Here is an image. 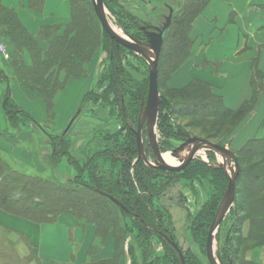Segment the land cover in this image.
<instances>
[{"label": "trees", "instance_id": "16d2710c", "mask_svg": "<svg viewBox=\"0 0 264 264\" xmlns=\"http://www.w3.org/2000/svg\"><path fill=\"white\" fill-rule=\"evenodd\" d=\"M44 1L31 0L32 7L42 9ZM208 1H185L172 18V23L164 34V44L159 59V89L161 90L162 81L165 80V90L168 93V96L162 98L167 111L161 114L159 121V129L164 134L170 131L165 121L169 114L203 116L205 113L216 117L221 122L232 117L237 120L238 126L246 112L251 111L255 104L254 99L242 109L233 110L226 106L221 95L213 91L211 84L199 79L192 80L187 86L180 89H172L167 85L171 75L181 67L191 53L193 22ZM114 2L119 6L118 0ZM71 4L72 19L69 24L64 27L60 25L46 26L40 30L39 39L48 44L47 48H43L38 39L22 25L15 10L4 6L0 0V36L10 38L13 48L11 61L7 66L9 74L4 80L11 78L29 92L37 94L45 102L48 114L52 113L55 95L65 87L67 81L86 75L87 63L100 48L103 37L108 35L103 29L102 34L92 0H71ZM119 7L136 22L135 16L125 11L122 6ZM110 48L113 50V55L109 75L108 78L105 74L102 76L104 80L109 79V85L106 93L101 95L100 99L108 105L115 101L122 111L130 112V116L133 117L139 114L142 104L147 100L149 76L145 82L139 81L129 73L124 65L123 56L127 51L141 58L139 55L116 41ZM26 50L31 56L29 64L24 58ZM91 95V92L85 94L82 97V102L94 100ZM3 104L10 128L17 129L21 126L29 128L35 124L41 130L42 126L12 99L9 89L3 96ZM183 104L188 107L183 108ZM195 108H198L199 111ZM114 110L112 109L111 112ZM200 111L205 112L201 113ZM125 125V127H129L126 121ZM215 125L220 128L218 124ZM234 128L235 125L229 130V133ZM131 130L136 135L135 129L131 128ZM50 139L53 151L51 162L57 165L64 156H69L67 148L70 143H64L63 140L56 143L52 136ZM82 152L89 180L85 183L77 181L75 184H70L55 180L52 176L17 170L13 168L9 159L0 149V208L36 222H53L58 220L62 214H70L81 221H86V223H95L99 233L96 241L100 242L101 239L105 241L106 238L113 235L119 252H116L114 258H101L98 249H94V244L97 247L99 244L96 242L93 244L94 246H91L88 254L89 259L84 264H119L121 256L124 255V243L128 234V230L120 223V214L131 216L146 240L150 234L160 233L158 231L159 223H161L164 213L155 208L154 201L165 191L167 185L159 179L171 178L173 180L175 171L151 167L142 159L135 162L139 154L137 138H131L129 143L122 145L113 143L92 147L88 143ZM237 155L240 159L244 156L246 158L259 157L249 169L241 168L237 186L241 187L239 194L243 196L244 210L254 216L252 222L256 228L260 229V233L254 236L253 241L264 243V136L250 139L237 151ZM68 158L71 159L70 156ZM183 176L189 180L205 178L212 186L211 197L201 209V219L198 220V226L193 230L196 236H204L216 214L215 210L219 206L227 185V177L222 170L200 161L191 162ZM79 191L88 193L91 198L85 200L78 195ZM71 194L75 198H68L67 195ZM107 194L117 198L127 210L113 202ZM2 233L0 230V235ZM0 240V264H6L7 260L12 262L19 260L20 262L23 257L16 256L14 243L10 237L5 234L4 237L0 236ZM143 240L140 239L138 242L145 250L141 243ZM146 240L144 241L146 242ZM229 242H231L230 238ZM101 243L104 244L103 241ZM168 243L172 250L176 249L170 241ZM236 243H239L238 238H236ZM229 244L231 245V243ZM248 244L243 243L244 246ZM30 249V258L37 259L38 264H75L74 262H46L35 253L33 248L30 247ZM230 250L232 249L230 248ZM157 263L181 264L178 256L174 253L159 258ZM233 264H237L236 260L233 261ZM244 264L254 263L247 260Z\"/></svg>", "mask_w": 264, "mask_h": 264}, {"label": "rangeland", "instance_id": "374dc122", "mask_svg": "<svg viewBox=\"0 0 264 264\" xmlns=\"http://www.w3.org/2000/svg\"><path fill=\"white\" fill-rule=\"evenodd\" d=\"M114 1L115 0H104L106 13L112 24L120 29L122 34L143 41H146L145 30L142 28L143 26H147L150 30H153V28L149 26L162 27L166 22L167 16L170 15L171 9H173L174 17L178 9L182 7L180 0H118L119 6H122L125 11H128L135 16L136 22H134L129 15L124 13L121 7L116 5ZM98 23L102 30L100 21ZM114 42L115 40L109 35L103 37L100 48L87 63V72L84 76V80H82L78 86H72L70 91L61 95L60 98L58 97L55 113L57 115V122L61 123L63 121L64 124L61 125L56 122V125H45V128L41 130L39 129L38 134L33 132L28 133L26 137L23 138L24 140H33L37 143L38 153H41L43 156L39 166L36 167L31 164L26 165L24 163H14L9 159L13 168L20 171L38 173L43 176H52L55 180L69 182L70 184H75L77 181L85 183L89 178L85 171L86 164L82 151L88 143L91 144L92 147H100L105 146L106 144L111 145L113 143L122 145L129 143L131 138L136 139V135L131 128L137 129L141 109L139 114L131 117L130 112H127V114L125 111H122L115 101H113L111 105H108L100 99V96H103V94L106 93L107 86L109 85V79L104 80L102 76L105 74L108 78L109 69L112 64L111 58L113 55V50L110 47H113ZM1 43L5 46L6 52L0 51V53H2L7 59V63H9L11 61L13 49L12 47L9 48L5 41H0V44ZM137 55L141 58L132 55L127 51L123 56L124 65L129 73H131L136 79L145 82L146 78L149 76L148 62L144 56L140 54ZM7 74H9V70L0 67V81H4ZM160 91L159 121L161 114H164L163 112L167 111L162 102V98L168 96V93L165 90V80L162 81ZM90 92L92 93L91 97H93L94 100L83 103L82 97ZM235 100L236 99H233L232 101L233 106L236 103ZM182 106L183 108L188 107L184 104ZM112 109H115L114 112H111ZM195 109L198 110V108ZM257 111L256 117L251 118L247 129L242 130L243 132L240 137L241 141H239V143H231V139L238 127L236 123L237 120L232 117L225 122H221L216 117L206 115L205 113L203 116H195L193 114H169L168 118L165 120L170 130L167 134L160 131L158 121L157 134L161 152L164 155L169 153L171 157L174 158V162L178 163L179 159L173 154V150L183 144V142L189 137L198 136L208 138L214 143L224 145L237 154V151L242 148V145H245L250 140L246 141L248 138L257 136L254 132L261 124L264 110L260 107ZM119 112L123 114V116H121ZM200 112L202 113L205 111ZM58 114L60 115L59 117ZM53 117L52 112L49 114L48 118L52 119ZM125 121L131 128L125 127ZM215 124H218L221 129ZM234 125L235 128L229 133V130ZM1 133L0 139L5 141H8V139H20L14 136L15 134L13 131L10 133V131L7 130V132ZM50 136L55 138L54 140L56 143H60V140H63L64 143H70L67 151L69 150L68 153L71 159L66 155L57 165L51 162V154L53 151ZM142 136L145 140L146 155L149 160L153 161L154 152L149 141L147 130L143 131ZM235 146L239 147V149H236ZM202 150L203 151L200 150L195 154L191 162L200 161L209 165H211V163L219 165L221 158L218 157L214 151L208 148H202ZM181 153L183 154L185 152L183 151ZM137 159L135 162L139 161ZM238 159L241 168L247 170L252 167L253 163L257 161L259 157L246 158L244 156L241 157V159L238 157ZM191 162L189 164H191ZM189 164L182 168H178V170H173L175 171V173H173V180L171 178L159 179V181H164L165 185H167L165 191L154 201L155 208L164 213L161 223H159L160 229H158L161 233L154 232L150 234L146 240L135 225V220L129 215L126 216L120 214V223L128 230V234L124 243V255L121 256L119 264H158L157 261L159 258L166 255L170 256L172 253L178 256L181 264H210L206 255V242L209 228L204 236L199 235V237L194 234L193 230L198 226L197 222L201 219V209L204 204L208 202L213 189L209 181L205 178L201 177L196 180L184 178L183 175H185L186 168ZM245 179L248 180L247 178ZM156 181L158 182V180ZM228 182L229 180L227 178V185L223 192V196L227 189ZM240 189L241 187L237 186L235 200L226 212L215 235L214 253L217 259L223 262V264H229L231 260H236L237 264L246 263L248 248L253 247L255 244L253 238L260 233V229L256 228L252 222L254 216L249 215L246 210H244L243 196L239 194ZM78 195L85 200L91 198L89 194L84 193V191H79ZM67 196L70 199L75 198L73 194ZM223 196L221 197L220 202ZM215 211H217V208ZM74 217L78 219L76 216ZM81 222L86 223V221ZM86 224L93 225L96 229V237L97 234L99 237L98 226L92 222ZM162 233L167 234V236L171 237L177 243L182 251V257L177 249H171V245ZM4 235L5 234L2 233L0 236L4 237ZM110 238L114 239L113 235L106 238L105 241L100 238V242L99 240L96 241L95 238L92 245L96 242H99V244L98 247L94 244V249L97 248L98 253H100L102 245L105 246V243L108 241L107 239ZM229 238L231 242H229ZM236 238H238L239 243H236ZM140 239L146 240V242L144 240L141 242L144 245L145 250L138 242ZM102 241L104 244L101 243ZM115 241L116 240L114 239L113 244L115 249L112 258H114L116 252H119L118 244ZM229 243H231V245ZM243 243H249L247 245L248 247L244 246ZM91 246L90 248H92ZM24 247L26 246L22 247V251L19 248H16V244H14V252L16 253V256H22L23 258L22 260L20 259V262L19 260H13V262L7 260L6 264H38L37 259L30 258L31 249ZM230 248L232 250L229 251Z\"/></svg>", "mask_w": 264, "mask_h": 264}, {"label": "crops", "instance_id": "0c3cea01", "mask_svg": "<svg viewBox=\"0 0 264 264\" xmlns=\"http://www.w3.org/2000/svg\"><path fill=\"white\" fill-rule=\"evenodd\" d=\"M185 1L187 0H180V4ZM1 2L15 10L22 25L38 39L43 48H47L48 44L39 39L40 30L52 25L64 27L72 19L71 0H45L42 9L33 8L31 0ZM191 37V53L171 75L167 85L172 89H180L194 79L205 81L212 85L213 91L221 95L226 106L233 110H240L255 99L253 109L246 112L231 139V143H239L242 130L247 129L251 118L256 117L257 110L260 107L264 110V0H209L193 22ZM0 41H5L9 48L12 47L10 38L0 36ZM24 58L28 64L31 63L27 50L24 52ZM0 65L2 68L8 66L2 53ZM82 80L84 77L71 78L65 87L58 91L54 98L52 119L48 118L47 106L37 94L29 92L11 78L0 81V131H13L14 136L20 138L8 141L0 139V142H3L0 143V149L8 159L14 163L38 167L43 156L38 153L35 141L23 139L28 133L38 134L37 125L32 124L29 128L21 126L17 129L9 127L3 104L6 90L9 89L12 99L45 128L48 124L56 125L58 97L69 92L72 86H78ZM233 99H236L234 106ZM263 121L264 113L261 124L254 132L257 136L246 141L264 136ZM58 124L63 125L64 122ZM0 230L10 237L16 248L23 251V246L27 249L31 247L46 262L84 264L88 260L90 246L96 238L93 225L82 223L69 214H62L53 222H36L2 208ZM113 241L114 239L110 238L105 246H102L101 258H112L115 249ZM247 260L254 264H264V243L256 241L248 250Z\"/></svg>", "mask_w": 264, "mask_h": 264}, {"label": "water", "instance_id": "95a60500", "mask_svg": "<svg viewBox=\"0 0 264 264\" xmlns=\"http://www.w3.org/2000/svg\"><path fill=\"white\" fill-rule=\"evenodd\" d=\"M93 8L95 13L101 23L102 29L107 33L112 39H114L119 44L127 47L128 49L134 51L137 54L144 56L147 59L149 66V90L147 101L143 103L139 115L138 126L135 131L137 138L138 147V159H143L145 163L151 167L164 169V170H178L183 166L189 164L194 158L195 154L202 148H208L214 151L218 157L221 158L219 165L211 163V166L216 169H221L225 172L229 182L224 196L217 207L216 214L210 225L207 242H206V255L210 264H223L219 259H217L214 253V240L217 229L224 218L226 212L229 210L233 204L236 197L237 189V178L241 171V165L237 154L230 148L212 142L208 138L203 137H189L183 142L178 148L173 150V154L179 159L178 163H170L164 158V154L161 152L159 142H158V121H159V108H160V98L161 91L159 89V59L162 52L164 44V33L172 23L173 9H171L170 15L167 16L166 22L162 27L159 26H149L153 28L150 30L147 26L142 28L145 30L146 41L137 40L129 35H124L116 30L111 20L106 13V7L104 0H92ZM144 126L148 132V137L150 144L154 152V160L148 159L145 151V144L143 140ZM185 153H181V152ZM107 196L116 204L120 205L123 209L127 210L124 204H122L117 198L110 194ZM168 241L179 251L181 257L183 256L182 251L178 247L177 243L171 238L167 237ZM185 263V262H184ZM229 264H233L231 260Z\"/></svg>", "mask_w": 264, "mask_h": 264}, {"label": "bare ground", "instance_id": "6f19581e", "mask_svg": "<svg viewBox=\"0 0 264 264\" xmlns=\"http://www.w3.org/2000/svg\"><path fill=\"white\" fill-rule=\"evenodd\" d=\"M114 27H115V26H114ZM115 28H116V27H115ZM116 30H117L118 32L121 33V30H120V29L116 28ZM199 151H200V150H199ZM199 151H198V152H199ZM201 151H203V150L201 149ZM164 158H165L168 162H170V163H175V162H174V158L171 157V155H170L169 153L165 154V155H164Z\"/></svg>", "mask_w": 264, "mask_h": 264}, {"label": "built area", "instance_id": "2783aa9c", "mask_svg": "<svg viewBox=\"0 0 264 264\" xmlns=\"http://www.w3.org/2000/svg\"><path fill=\"white\" fill-rule=\"evenodd\" d=\"M0 51L6 52V48L2 43L0 44Z\"/></svg>", "mask_w": 264, "mask_h": 264}, {"label": "flooded vegetation", "instance_id": "af4514ba", "mask_svg": "<svg viewBox=\"0 0 264 264\" xmlns=\"http://www.w3.org/2000/svg\"><path fill=\"white\" fill-rule=\"evenodd\" d=\"M144 130L146 131L145 126H144ZM135 131H136V129H135ZM143 140H144V138H143ZM144 143H145V140H144ZM138 153H139V152H138ZM138 155H139V154H138ZM213 168H214V167H213ZM220 170H221V169H220ZM222 171H223V170H222ZM223 172H224V171H223ZM224 173H225V172H224ZM159 232L161 233V231H159ZM162 234H163V233H162ZM163 235H164V236L166 237V239H167V237H168L167 234L164 233Z\"/></svg>", "mask_w": 264, "mask_h": 264}]
</instances>
